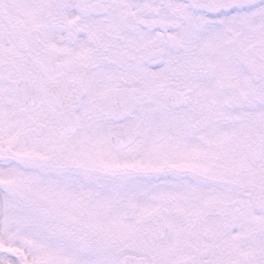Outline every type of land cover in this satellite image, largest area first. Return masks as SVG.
Here are the masks:
<instances>
[{"label": "snow or ice", "instance_id": "6c2138e0", "mask_svg": "<svg viewBox=\"0 0 264 264\" xmlns=\"http://www.w3.org/2000/svg\"><path fill=\"white\" fill-rule=\"evenodd\" d=\"M0 264H264V0H0Z\"/></svg>", "mask_w": 264, "mask_h": 264}]
</instances>
